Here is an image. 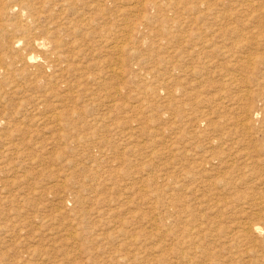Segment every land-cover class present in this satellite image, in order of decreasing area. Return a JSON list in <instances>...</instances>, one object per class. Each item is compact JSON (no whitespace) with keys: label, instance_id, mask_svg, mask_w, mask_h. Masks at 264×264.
I'll use <instances>...</instances> for the list:
<instances>
[{"label":"rangeland","instance_id":"rangeland-1","mask_svg":"<svg viewBox=\"0 0 264 264\" xmlns=\"http://www.w3.org/2000/svg\"><path fill=\"white\" fill-rule=\"evenodd\" d=\"M79 1L29 0L41 18L13 37L2 29L27 23L25 9L0 0V264H264V0L220 5L239 33L209 56L216 75L195 86L174 69L171 89L201 0ZM49 28L70 52L58 85L25 46Z\"/></svg>","mask_w":264,"mask_h":264},{"label":"bare ground","instance_id":"bare-ground-1","mask_svg":"<svg viewBox=\"0 0 264 264\" xmlns=\"http://www.w3.org/2000/svg\"><path fill=\"white\" fill-rule=\"evenodd\" d=\"M18 1H20L21 2V4H22V7L25 9V11L23 12V14H20V15H24L26 18H25V20H26V22L27 23H25V24H20V23H16V24H14V26H12L11 28H7V27H3V33L5 34V35H8L9 36V34H10V32L12 33V36L14 37V35H13V32L14 31H16V32H19V33H25V32H28V33H30V32H32V30L31 29H34V26H31L30 25V23L31 22H36V21H38V19H39V17H40V12H41V10L42 9H40L41 7H39V6H34V5H30V4H28V3H26V2H29V0H18ZM83 1V0H82ZM82 1H79V2H82ZM87 0H85V2H83V4L84 3H87L86 2ZM91 1V0H90ZM104 1H106V0H104ZM108 1V0H107ZM137 1L138 0H136V3H137ZM188 1V0H187ZM70 2V1H69ZM97 2V4H98V1H96ZM145 2V1H144ZM154 2V1H153ZM156 2V1H155ZM154 2V3H155ZM164 2V1H163ZM194 2V1H193ZM196 2H198V1H196ZM227 2H229V1H227V0H201V1H199V4L197 5V3H195L194 4V7H195V9L197 10L195 13H198V15H196L195 16V18H194V20H191V21H194L192 24H191V29L190 30H186V31H184L183 33H180V34H178L179 36V39H178V41H180L179 43L182 45V47H181V49H180V47H179V49H180V51L178 52V54L176 55V57L178 58V59H175L174 61L172 60L173 59V57H174V55H173V57H172V62H174L175 63V61L176 60H180V64L179 63H177L176 62V64H173L172 65V62H171V64H170V66H168L167 65V67H166V80H164L165 81V87L166 88H173L172 86L171 87H169L170 85H171V82H173V79L175 78V76H172V71L175 69H179L180 71H181V73H179L180 74V77H178V79H177V83H182V81L183 80H186L187 82H188V80L186 79L187 78V75L189 74V75H194V76H196V77H194L193 79H194V81H193V84L196 86V85H199V83H201L202 81H204V80H206V79H204V77H205V74L207 73V75L209 76L210 75V73L212 74H214V75H216V72H217V70L214 68H212V67H209L210 65H211V61H216V59H215V57L213 58V59H215V60H213L212 59V56L209 58V56L210 55H212L213 53H214V51H216L217 50V52H218V50L220 51V48L222 47V46H225L226 47V44L225 43H228V44H231L230 42H232V43H234L231 39V37L232 36H234V35H238V27L236 28V27H233L232 26V24H233V22H231V26H229V27H225V26H223L222 24H221V20H222V18L221 17H224V18H226L227 19V17L229 16L230 18L232 17V14L234 13V15H236L235 14V11H233V9L235 8V7H231L230 6V12H229V10H222V8H220V5H224V3H227ZM245 2V1H244ZM65 3V2H64ZM100 3V2H99ZM110 3V2H109ZM140 3V2H139ZM148 3H151V2H148ZM159 3V2H158ZM157 3V4H158ZM164 3H166V2H164ZM189 3V2H188ZM233 3H234V1H233ZM233 3H231V4H233ZM237 3V2H236ZM242 3H243V1H242ZM242 3H238V5L240 4H242ZM76 4V3H75ZM74 4V5H75ZM80 4V3H79ZM91 4V3H90ZM96 4V3H95ZM101 4V3H100ZM100 4H98V5H100ZM167 4V3H166ZM229 4V3H228ZM235 4V3H234ZM245 4V3H244ZM248 4V3H247ZM47 5V4H46ZM89 5V4H88ZM103 5H104V3H103ZM106 5V4H105ZM113 5V4H112ZM139 5V4H138ZM142 5V4H141ZM230 5V4H229ZM250 5H252V4H250ZM81 6V5H80ZM87 6V5H86ZM94 6V5H93ZM102 6V5H101ZM165 6V5H164ZM186 7H188L187 5H185ZM192 7H193V5H191ZM191 6H189V7H191ZM233 6V5H232ZM244 6V5H243ZM246 6H249V5H246ZM245 6V7H246ZM48 7V6H47ZM78 7V6H77ZM97 7V6H96ZM107 7H108V4H107ZM158 7V6H157ZM159 7L161 8L162 6H160L159 5ZM169 7V6H168ZM193 7V8H194ZM222 7V6H221ZM225 6H223V8H224ZM250 8H251V6H249ZM249 7H247V8H249ZM8 8H9V10L10 11H12V12H14V10L16 9V8H14V4H9L8 5ZM79 8V7H78ZM81 8V7H80ZM147 8H149L148 6H147ZM183 8V7H182ZM185 8V7H184ZM183 8V9H184ZM226 8H228V7H226ZM246 8V9H247ZM145 9V8H144ZM162 9V8H161ZM179 9V8H178ZM238 9V8H237ZM237 9H235V10H237ZM244 12H246L247 10H245V9H243V8H241ZM97 10V9H96ZM108 10V9H107ZM138 10V9H137ZM140 10V9H139ZM141 10H142V8H141ZM150 10H152L151 8L149 9V11ZM155 10V9H154ZM187 10H189V8H187ZM186 10V11H187ZM239 10H240V8H239ZM250 10V9H249ZM146 11V10H145ZM183 11V10H182ZM190 11H191V9H190ZM228 11V12H227ZM231 11H233V13L231 12ZM238 11V10H237ZM139 12V11H138ZM150 12H153V11H150ZM140 13V12H139ZM138 13V14H139ZM144 13V12H143ZM154 13V12H153ZM189 13V12H188ZM194 13V12H193ZM229 13H230V15H229ZM156 14V13H155ZM185 14V13H184ZM250 14V13H249ZM140 15L142 16V11H141V13H140ZM145 15V14H144ZM239 15V14H238ZM42 16V15H41ZM187 16V15H186ZM185 16V17H186ZM189 16V15H188ZM192 16H194V15H192ZM192 16H191V18H192ZM144 17V16H143ZM154 16H152V17H150L151 19L153 18ZM238 17V16H237ZM242 17V16H241ZM41 18V17H40ZM209 18H211L212 19V21L210 22L208 19ZM224 18H223V20H224ZM246 18H247V16H246ZM141 19H143V18H141ZM141 19H140V23H142L141 22ZM181 19H183V17H181ZM185 19V18H184ZM190 19V18H189ZM213 19H214V21L215 22H213ZM232 19V18H231ZM244 20H245V17L243 18ZM29 20H31V21H29ZM153 20V19H152ZM216 20H219L220 22V24L218 25L217 24V22H216ZM222 20V21H223ZM233 20V19H232ZM243 20V21H244ZM151 21V20H150ZM150 21H148L149 23H150ZM183 21H185L184 23H183ZM226 21V23H227V20H225ZM238 21H240V17H239V19H238ZM127 22V21H126ZM229 22V21H228ZM241 22V21H240ZM213 23H215V24H217L216 26L217 27H215L214 25H213ZM225 23V24H226ZM244 24H246V22H243ZM34 24V23H33ZM136 24V23H135ZM134 24V26H136ZM146 24H148L147 23V21H146ZM180 24L183 26V25H185L186 24V20H182V22H180ZM243 24V25H244ZM118 25V24H117ZM123 25V24H122ZM139 25H141V24H139L138 23V26ZM227 25V24H226ZM234 25H235V22H234ZM133 26V27H134ZM214 26V27H213ZM237 26V25H236ZM238 26H239V24H238ZM127 27H130V26H127ZM137 27V26H136ZM36 29L38 28V27H35ZM124 28V27H123ZM139 28V27H138ZM130 29V28H129ZM128 29V30H129ZM133 29H135V28H133ZM140 29V28H139ZM189 29V28H188ZM240 29H241V26H240ZM127 30V31H128ZM208 30H211L212 31V33H211V35L210 36H207V34H206V31H208ZM13 31V32H12ZM53 30H51L50 28L49 29H46V31H43L41 34L43 35L42 37H38V38H30V36L29 35H27V40H26V42H25V46H28L29 47V49H41V51L44 53V57L45 58H43V62L42 63H40L39 64V68L41 69V70H43V71H46L48 68H50V70H51V72L49 73V76L51 77V81H53V79L55 80V85H58V84H60L61 82H63L64 81V79H63V77H62V74L61 73H59V72H61V71H63L64 70V68H65V66H66V64H67V62H68V55H70L69 53L70 52H67V53H65V52H61L60 50H58V48H60L59 46H60V41L59 40H53L52 38H53V36H57L56 34H53V32H52ZM55 31V30H54ZM133 31V30H132ZM138 31V30H137ZM136 31V32H137ZM210 31V32H211ZM122 32V31H121ZM205 32V33H204ZM56 33V32H55ZM91 33H96V31H92ZM90 33V34H91ZM128 33H130V32H128ZM127 33V34H128ZM142 33V32H141ZM97 34V33H96ZM127 34H124V36L123 37H125V35H127ZM133 34H134V31H133ZM138 34V33H137ZM229 34H231L232 36L231 37H229L228 35ZM118 35V34H117ZM64 37V36H63ZM122 37V38H123ZM238 37H241V35H239ZM112 38H113V36L112 37H110V39L112 40ZM88 39H89V42H88V44H89V46H94V45H97L98 44V40L97 39H93V38H89L88 37ZM21 40H22V38H18L16 41H19V42H21ZM96 40V41H95ZM109 40V39H108ZM108 40H105V41H108ZM117 40H119V39H117ZM122 40V39H121ZM127 40V39H126ZM238 39L236 38L235 39V41H237ZM64 41V40H63ZM211 41V42H210ZM217 41H218V43L219 44H217ZM109 42H111V41H109ZM117 42H119V41H117ZM116 41L114 42V44L113 45H109L110 46V48L112 49V51H115L114 53H117V51H116V49H117V43ZM213 42V43H212ZM94 43H96V44H94ZM117 43V44H116ZM121 44H123V42H121ZM120 44V45H121ZM133 44H135L134 42H133ZM132 44V45H133ZM235 45H238V44H235ZM235 45H233V46H235ZM187 46V47H186ZM127 47L129 48V45L127 44ZM228 47V46H227ZM236 47V46H235ZM123 48H125V47H123ZM133 48V47H132ZM73 49V48H72ZM136 49V48H135ZM134 49V50H135ZM223 49V48H222ZM119 50V49H118ZM122 50V49H121ZM125 50H126V48H125ZM133 50V51H134ZM224 50V49H223ZM31 51H33V50H31ZM71 51V50H70ZM136 51V50H135ZM168 51V50H167ZM222 51V50H221ZM73 52V51H72ZM71 52V53H72ZM111 52V51H110ZM223 52V51H222ZM228 52V51H227ZM112 53V52H111ZM166 53H168V52H166ZM172 53V52H171ZM225 53H226V50H225ZM225 53L223 52V55H225ZM89 54H91L90 52L89 53H87V55H89ZM216 54V53H215ZM217 54H221V52L219 53H217ZM115 55V54H114ZM118 55H120L119 53H118ZM226 55H227V53H226ZM169 56V55H168ZM215 56V55H214ZM219 55H217L216 57H218ZM230 56V55H229ZM116 55H115V57H112V63H111V74L112 75H114V77H116L115 75H117V76H119L118 74H117V72H118V68L117 67H115V61H117V60H115L116 59ZM121 57V56H120ZM119 57V58H120ZM165 58V57H164ZM121 59V58H120ZM21 60H23V63L24 64H27V63H29V62H34V61H36V56H35V53H32V52H30V53H28V54H26L25 56H23L22 58H21ZM170 60V59H169ZM217 60H218V58H217ZM8 60L6 59V58H4V57H0V67H2L1 66V64H5L4 66H3V68L5 69V68H8L9 67V62H7ZM96 61V60H95ZM6 62V63H5ZM164 62H167V60H165L164 59ZM163 62V63H164ZM185 62H190L191 63V65H195L194 66V68L191 70V69H189L188 67H189V65H188V63H186V64H184ZM219 62V61H218ZM169 63H170V61H169ZM213 63V62H212ZM93 65V64H92ZM241 65V64H240ZM88 66H90V63H88L87 64V67ZM175 67V68H174ZM182 67H184V68H182ZM38 68V69H39ZM109 71V72H110ZM120 71V70H119ZM145 71H148V70H146L145 69ZM145 71H144V73H145ZM164 71H165V68H164ZM121 72V71H120ZM141 73V72H140ZM152 73V72H151ZM150 73V74H151ZM212 74V75H213ZM188 75V76H189ZM206 75V77H207V81H209V79H208V76ZM211 75V76H212ZM121 76V75H120ZM119 76V77H120ZM147 76H149V75H147ZM165 77V76H164ZM177 77V76H176ZM150 78V77H149ZM199 78V79H198ZM210 78V77H209ZM192 79V80H193ZM211 79V78H210ZM150 80H153V79H150ZM176 80V79H175ZM61 81V82H60ZM161 82V81H160ZM174 83V82H173ZM162 84H163V82H162ZM163 85V86H164ZM192 85V84H191ZM193 85V86H194ZM202 85H203V83H202ZM159 86H160V84H159ZM201 86V85H200ZM57 87V86H56ZM202 87V86H201ZM58 88V87H57ZM178 89V88H177ZM176 89V90H177ZM194 89H195V87H194ZM175 90V91H176ZM179 90V89H178ZM177 90V91H178ZM181 90V89H180ZM179 90V91H180ZM187 91V90H186ZM169 94H171V90H169V91H167ZM184 92V91H183ZM114 94H116V92H114ZM118 94V93H117ZM175 94V93H174ZM173 94V96H175ZM4 95V94H3ZM172 95V94H171ZM197 96H200V94H199V92H198V94H196ZM115 96V95H114ZM184 96V95H183ZM181 97H182V95H181ZM174 98V97H173ZM175 98H177L176 96H175ZM245 98H249L248 99V101L243 105V109L241 110V113H243L244 114V120L246 121L247 120V118H248V115H249V109H248V106H249V104H250V101L252 102V100H251V96L249 97V95H247V97H245ZM117 99V98H116ZM214 99V98H213ZM113 100V99H112ZM173 100V99H172ZM175 100V99H174ZM194 100V99H193ZM201 100L202 99H200V102H201ZM204 100H208V99H204ZM247 100V99H246ZM113 101H116L115 99L113 100ZM171 101V100H170ZM199 100H195V101H193V103H195V102H198ZM211 101H213L212 99H211ZM210 101H208L207 103H209ZM206 103V102H205ZM205 103H204V105H205ZM169 104V103H168ZM174 104H175V102H174ZM173 104V105H174ZM198 104V103H197ZM241 104V103H240ZM172 105V106H173ZM195 106H197V105H195ZM194 106V107H195ZM199 106H201L200 105V103H199ZM206 106V105H205ZM193 107V108H194ZM201 107H203V106H201ZM197 108H199V107H197ZM206 108V107H205ZM263 108V107H262ZM262 108H260V109H262ZM256 109V108H255ZM259 109V110H260ZM205 110L206 109H204V110H200V108L199 109H197V111H200L201 113H205V114H201V117H197V116H195V114H194V117H197L198 119H199V121L201 120V121H203V120H206V121H208V123L210 124L214 119L212 118V116H208L207 114H208V112H207V114H206V112H205ZM209 110V109H208ZM254 110V109H253ZM211 112V111H210ZM209 112V113H210ZM241 113H240V115H241ZM254 113H257V111L255 110L254 111ZM15 114L16 115H19V116H21V113H20V111L16 108V112H15ZM242 114V115H243ZM50 117H52V118H56L57 117V115H51ZM239 117V116H238ZM237 117V118H238ZM241 117H239L238 119H240ZM202 118H203V120H202ZM191 119V118H190ZM55 120H57V119H55ZM189 120V119H188ZM194 120V119H193ZM190 121V120H189ZM239 121V120H238ZM237 121V122H238ZM193 122V121H192ZM195 122V121H194ZM239 122H241V121H239ZM238 122V123H239ZM197 123V122H196ZM199 124V123H198ZM240 124V123H239ZM244 124H246V123H244L243 122V125ZM241 126V125H240ZM207 129V128H206ZM206 129H204V130H202V131H205ZM109 131V130H108ZM87 133V132H86ZM132 137V136H131ZM65 180H67L66 178H65ZM64 180V181H65ZM261 215V214H260ZM262 218H263V216H262ZM160 222H162V220L160 221ZM164 222V221H163ZM254 229H255V231L256 232H258V233H262V232H264L263 231V229H264V227L263 226H261V225H259V224H254Z\"/></svg>","mask_w":264,"mask_h":264}]
</instances>
